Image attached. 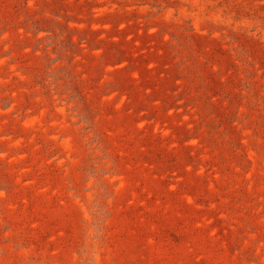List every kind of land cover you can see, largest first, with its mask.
Masks as SVG:
<instances>
[{"label": "rangeland", "instance_id": "obj_1", "mask_svg": "<svg viewBox=\"0 0 264 264\" xmlns=\"http://www.w3.org/2000/svg\"><path fill=\"white\" fill-rule=\"evenodd\" d=\"M0 264H264V0H0Z\"/></svg>", "mask_w": 264, "mask_h": 264}]
</instances>
